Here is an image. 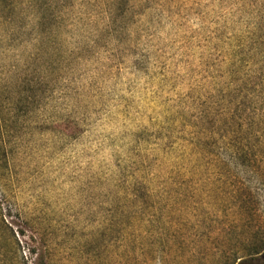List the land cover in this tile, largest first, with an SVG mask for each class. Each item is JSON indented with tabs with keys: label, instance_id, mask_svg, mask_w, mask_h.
<instances>
[{
	"label": "rangeland",
	"instance_id": "rangeland-1",
	"mask_svg": "<svg viewBox=\"0 0 264 264\" xmlns=\"http://www.w3.org/2000/svg\"><path fill=\"white\" fill-rule=\"evenodd\" d=\"M0 264H264V0H0Z\"/></svg>",
	"mask_w": 264,
	"mask_h": 264
}]
</instances>
